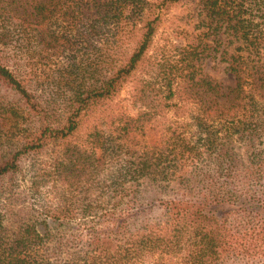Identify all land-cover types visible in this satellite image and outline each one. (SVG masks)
<instances>
[{"label":"trees","instance_id":"1","mask_svg":"<svg viewBox=\"0 0 264 264\" xmlns=\"http://www.w3.org/2000/svg\"><path fill=\"white\" fill-rule=\"evenodd\" d=\"M0 264H264V0H0Z\"/></svg>","mask_w":264,"mask_h":264},{"label":"rangeland","instance_id":"2","mask_svg":"<svg viewBox=\"0 0 264 264\" xmlns=\"http://www.w3.org/2000/svg\"><path fill=\"white\" fill-rule=\"evenodd\" d=\"M182 7H175L168 15V19H171L173 17L174 14H177V13H180L182 11H186L188 7H185L187 6V4L185 5H181ZM193 6H189V8H192ZM186 8V9H184ZM193 14V13H192ZM194 18V17H193ZM172 21L171 20H167L161 27L160 29V34H161V38H160V41H164V39L166 38L167 39V36H168V33H171L172 32V29L174 26H172ZM173 36H176V33H173ZM175 41H177V43H179V39H176L174 37ZM213 63L211 64H207L206 66V70L208 71V73H210L213 77L217 78L219 81H221L223 84L225 85H230L232 84L233 82V79H232V74L225 68V64L223 62H220L219 65L217 66V68L215 69H211V66H212ZM126 94V89H124L122 92H121V95L120 97H123L124 95ZM191 105L194 106V102H191ZM190 105V107H191ZM186 109H189L186 108Z\"/></svg>","mask_w":264,"mask_h":264}]
</instances>
